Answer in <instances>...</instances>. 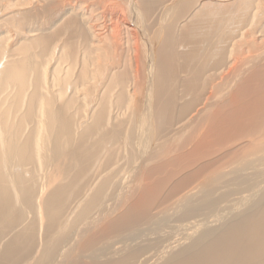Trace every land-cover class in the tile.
I'll use <instances>...</instances> for the list:
<instances>
[{
	"label": "bare ground",
	"instance_id": "6f19581e",
	"mask_svg": "<svg viewBox=\"0 0 264 264\" xmlns=\"http://www.w3.org/2000/svg\"><path fill=\"white\" fill-rule=\"evenodd\" d=\"M257 24L264 0H0V264H264Z\"/></svg>",
	"mask_w": 264,
	"mask_h": 264
},
{
	"label": "rangeland",
	"instance_id": "374dc122",
	"mask_svg": "<svg viewBox=\"0 0 264 264\" xmlns=\"http://www.w3.org/2000/svg\"><path fill=\"white\" fill-rule=\"evenodd\" d=\"M121 9H122V7H121ZM98 12L103 13V15H105L107 18H108V16H109L108 13H107L106 11H104V10H100V9H99ZM117 13H118V12H117ZM260 25H261V24H260ZM256 28L259 29L258 24L256 25ZM261 30H262V29H259V30H258V33H257V35H256L258 38H260L261 35L264 36V29L262 30V33H261ZM260 33H261V34H260ZM261 38H262V37H261ZM122 40H123V41H122ZM122 40L120 41V44H121L122 42H124V43H122L123 45L121 44V46L123 47L124 44H125V39H122Z\"/></svg>",
	"mask_w": 264,
	"mask_h": 264
}]
</instances>
